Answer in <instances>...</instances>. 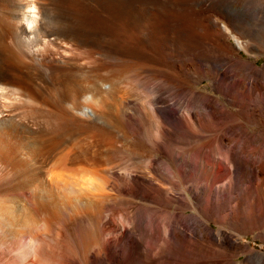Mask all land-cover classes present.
<instances>
[{"label":"bare ground","instance_id":"6f19581e","mask_svg":"<svg viewBox=\"0 0 264 264\" xmlns=\"http://www.w3.org/2000/svg\"><path fill=\"white\" fill-rule=\"evenodd\" d=\"M142 1H0V259L6 258L5 264H210L212 245L226 234L185 210L194 205L213 216L222 204L204 202L206 197L190 188L188 172L231 173L226 163L234 171L244 164L257 171V161L264 169V151L241 159L230 137L219 145L224 153L216 162L197 150L207 132L213 136L203 116L222 111L237 96L223 100L183 88L188 81L182 78L191 74L178 66L180 40L215 37L193 2L202 9L218 4L222 18L248 17L254 21L251 30L263 26L258 20L264 2ZM129 9L150 17H116ZM211 21L216 27L217 20ZM196 26L204 27L207 37L191 31ZM228 59L219 51L206 57L215 91L227 96L247 81L245 94L252 101L264 89V70L238 59L240 66L230 67ZM259 185L264 191V180ZM162 246L168 249L161 251Z\"/></svg>","mask_w":264,"mask_h":264},{"label":"rangeland","instance_id":"374dc122","mask_svg":"<svg viewBox=\"0 0 264 264\" xmlns=\"http://www.w3.org/2000/svg\"><path fill=\"white\" fill-rule=\"evenodd\" d=\"M0 1H6V0H0ZM45 1L51 2L52 0H43V2H45ZM124 1H126L127 4L133 3L134 5L135 4L141 5L142 4L141 2H143L142 0H123V2ZM196 1L204 2L205 4L206 3L207 4L208 3L209 4L210 3L215 4V2L217 0H196ZM231 1H238V0H231ZM241 1H243V0H241ZM261 1L264 2V0H261ZM50 2H47V3H50ZM216 5L218 6V4H216ZM216 5H214V7H210V5H209V8L205 7L204 9H202L197 4V2L192 3V9L194 11L195 10H196V12L202 11L201 13L203 14V16L208 18L205 21L209 26H211V33L215 31L214 32L215 34L214 33H212V34L216 38L213 37L212 39L206 40V41L203 39H200V40L199 39H197V40H195V39H192V40L191 39H182V40H180V43L178 45V52H179V59H178L179 65L178 66L181 67V69H189L190 74H191L187 77L186 76H184V77L182 76L183 78L181 77L184 81L185 80H186V82L188 81L187 82L188 85L185 83L186 85L184 84L185 87L183 86V88H187L190 90L201 92V93L209 95V96L211 95L212 97L214 96V97L221 98V99L223 98V100L227 99V98L229 100H231L232 95L237 96V97L233 98L234 101L231 100L230 102L224 103L225 108L222 110L223 112L221 110L216 111L217 110L216 109V110H212V112L210 114L206 115L207 117L205 115L203 116L204 122H208V123L211 122L210 123L211 129L210 128L209 129L213 130V131H211V132L209 131V132H210V136L213 135L212 137H214V138L213 139H212V137L208 138L207 135L209 136V133L207 132L206 137H205V139H207V141L204 139L201 143V146H199L200 144H198L197 148H199V149H197V150L202 151L203 153H205L206 156L209 155L207 158L211 162H214V161L216 162V161H218V157L224 153V151L221 148H218L219 145H221L222 141L224 140L226 142L229 141L228 143L230 145L236 146V147H237L236 144L238 143V147H237L238 156L241 157V159H248L252 154L255 156L257 155V153H258V156L263 155L262 153L264 151V136H263V134H264V91L263 90L264 89L259 90V92H258L259 94L257 93L254 96V98H256V99L252 98V101L250 99L248 101V96L245 94V93H247L246 87H248V85H247L248 83H247V81H244V82H242L243 84H241V83L237 84V86H236L237 89L234 88V90H233L231 88L230 89L231 92L229 91L230 93H227V96H224L222 93L217 92L214 89V86H213L214 81L212 79L213 75L211 72H209V69H208L209 63L206 62V57L208 58L211 55H215L216 51H219L220 53H222V55H224L225 58L226 57H227V59L229 58L228 60H229L230 67H232L234 65L233 67L238 68L240 65L238 66L237 61L240 60V61L251 62L257 68L264 70V11H261L260 12L261 17L260 18L258 17L259 18L258 22H260V21L263 22V26H259V27L257 26V27H255L256 28L255 30H251L250 29V26L252 24L251 22H254L252 19H248V17H247L246 20L243 18L240 21L241 18L239 16H237V17L231 16V18H230L228 15H225L222 18V17H220L221 13L219 11V7H217ZM243 8H245L243 10L248 11L247 7H243ZM252 10L254 12H257L258 7L253 6ZM203 11H205V12H203ZM147 15H149V16H147ZM116 17L117 18H134V19L148 18V17H150V13L145 12V11L130 10L129 9V10H125L121 13H117ZM212 19L217 20L216 27L219 24L217 28L212 25V22H213V21H211ZM226 19L234 20L237 23H239L238 27H236V28H239L240 31L237 30L238 34L235 32V34H234L235 37L233 34H229L227 30H224L225 29L224 27L221 28L222 25H220V24L225 23V25H227ZM48 20L52 21L50 18H48L47 21ZM49 21H48V23H49ZM213 29H214V31H213ZM247 30H250L251 33L249 32V34H248ZM191 31H193V32L198 31V33L207 37V34H205L206 30L204 27H201V26L197 27L196 26V27H193V30L191 28ZM221 33H223V34H221ZM245 34H247V35L245 36ZM224 37H225V39H224ZM186 40H187V42H186ZM181 41H182V44H181ZM203 41H205L206 43H204ZM207 41H209V42H207ZM212 43H214V44H212ZM222 44L224 47H222ZM186 46H187V48H186ZM218 46L223 48V50H222L223 52L221 51V48L219 50ZM161 50L164 54L166 53L164 46L161 47ZM236 59H238V60H236ZM110 62L116 64V61H114V60H111ZM197 73H199V74H197ZM232 91H234V92H232ZM238 91H240V95H238V93H237ZM242 93H244V94H242ZM230 97H231V99H230ZM248 102L252 103V104H250L251 105L250 109H247V106H246L248 104ZM233 103H235V104H233ZM252 105H254V106H252ZM253 107L255 110L253 109ZM213 111H215V112H213ZM251 113H255V114H251ZM212 115H213V117H211ZM207 118H209L208 120L210 122L206 121ZM215 119H216V122L214 121ZM212 122H213V124H212ZM213 125H214V127H212ZM222 128H223V131H222ZM225 129L226 130L229 129V130L226 131ZM230 129L233 130L232 134H231ZM215 130L217 131V133H215L216 132ZM213 132L215 133V135ZM233 132H236V133H233ZM224 134H226V135L230 134V135L224 136ZM249 134H250V136H249ZM253 134H254V136H253ZM232 135L233 136L235 135L236 137L234 136L235 137L234 138ZM245 135H247L248 137H245ZM225 137L227 139H228V137H230L231 140L229 138L227 141V139ZM238 137H240V138H238ZM244 138L245 139L248 138V139L246 141H244L245 140ZM214 139L217 141V143H215ZM204 141H206V142H204ZM219 141H220V143H219ZM239 141H241V143ZM233 142H235V143L233 144ZM205 144H206V146H205ZM243 144L245 145V147ZM202 145H204V146L202 147ZM240 147H242L243 150ZM221 151H222V153H221ZM248 154H249V156H247ZM212 160H214V161H212ZM257 163H258V166H257ZM226 165L229 168V170L232 171L231 173L227 172L226 170L223 169V170L216 171V172L214 170L210 173L205 174L206 172H204V171L198 172V170L195 168L191 169L188 172V176L191 179L190 188L192 187L191 189L194 190L195 192L197 190L196 193H198L201 196V198L206 197V198H203L204 202H206L207 204L211 203L210 206L222 204L221 207L223 210L221 209L222 211H219L218 214H216L219 216L216 217L215 214H213V216H212V213L210 214V212H209V214H207L208 212L205 214L203 211L201 213V210L197 207H194V205L187 207L185 212L186 213H195V214L199 215L202 218V220L204 222H206L208 225H210L213 229L220 230V228H221V230L224 231L226 234L227 238L226 237H224L223 239L221 238L222 240L220 239L219 243H217L218 245L220 244L221 247L218 246L217 244H215L216 246L212 245V250L214 249L213 251L210 250L211 246L209 247L210 253L212 252L211 253L212 255L210 254V256H212L211 257L212 259L210 258V256H208L209 260L207 259V261H210V259H211V262H209L210 264L212 262L213 263L217 262V264H222V263H227L231 260L235 261V262H241V264H252V263L253 264H264V191H259L260 180L261 179L264 180V169L262 168V164L259 161L255 162V167H257V168L261 167V169H260L261 172H258L260 170H257V171L252 170L248 164H244V166L246 165L244 167L245 169L244 168L238 169L239 171L238 170L234 171L233 170L234 167H232V165L230 163H228V164L226 163ZM202 169H204V168H202ZM238 172H240V173H238ZM199 173H200V176H199ZM221 175H224V179L219 180L218 182H214L215 181L214 179L216 177L221 176ZM257 176L260 179L257 178ZM232 180H233V182H232ZM194 186H196V187H194ZM219 187H220V189L223 190V191L222 190L220 191L222 193L216 192L217 188H219ZM224 187H225V190H224ZM232 187H233V189H232ZM195 188H197V189H195ZM263 188H264V186H263ZM180 190H182L181 192L183 194L185 193L184 188H180L179 192H180ZM181 194H180V196L183 197V195H181ZM189 195L191 196V194H189ZM182 200L184 201V197ZM214 201H215V204H214ZM217 201H218V203H217ZM219 201H222V202H219ZM237 205H239V206H237ZM198 212H200V213H198ZM203 213L205 214V216H203L204 215ZM235 215L237 218L234 217ZM208 216L209 217L212 216V217L209 219ZM238 216H240V217L238 218ZM213 217H216V218H213ZM212 218H213V220H212ZM221 219H223V220H221ZM224 219H225V221H224ZM243 219H245V220H243ZM247 219L250 221H251V219H252V221L254 219L255 223H254V221L252 224L246 223L248 221ZM242 223H245V224H242ZM231 237H232V239H231ZM228 238H230V239H228ZM181 245H180L181 246L180 251L184 250V245H185L184 242H182ZM162 247H161V251L162 250L164 251L165 248H166L165 251L168 249L166 246H164L165 248L164 247L162 248ZM217 250H219V251H217ZM7 256L8 255L6 253V257ZM1 257H3V256H1ZM194 259H195V257H194ZM6 260H7L6 258L2 261L0 259V261H1L0 264L7 263L8 261H6ZM221 260H222V262H221ZM193 262H194V264H196V262L194 260H193ZM179 263L180 262L178 260H176V261L174 260L168 264H179ZM214 264H216V263H214Z\"/></svg>","mask_w":264,"mask_h":264},{"label":"crops","instance_id":"0c3cea01","mask_svg":"<svg viewBox=\"0 0 264 264\" xmlns=\"http://www.w3.org/2000/svg\"><path fill=\"white\" fill-rule=\"evenodd\" d=\"M225 20V19H224ZM228 20V21H227ZM228 22V23H227ZM231 23V24H230ZM226 24H227V26L228 27H232L231 28V30L229 29V31H228V33L229 34H233V33H235L236 31H237V29L239 30V28H236V27H238V24L239 23H237L236 21H234V20H229V19H226ZM235 31V32H234ZM247 34H245V36H246Z\"/></svg>","mask_w":264,"mask_h":264}]
</instances>
